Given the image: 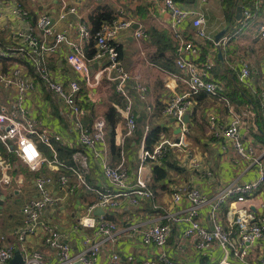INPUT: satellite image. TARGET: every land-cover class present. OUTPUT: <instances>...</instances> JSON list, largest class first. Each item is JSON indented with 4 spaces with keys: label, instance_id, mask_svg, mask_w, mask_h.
Wrapping results in <instances>:
<instances>
[{
    "label": "crops",
    "instance_id": "obj_1",
    "mask_svg": "<svg viewBox=\"0 0 264 264\" xmlns=\"http://www.w3.org/2000/svg\"><path fill=\"white\" fill-rule=\"evenodd\" d=\"M2 1L9 0H0ZM22 1L27 8H33L29 0ZM48 1L52 6L55 28L58 31H66L73 39L77 36L79 19L81 18L92 27L93 16L100 10L107 9L117 18H126L133 22L132 29L121 31L117 35L116 43L120 48L122 63L131 73L127 87L134 98V114L139 130L134 137L126 136L125 119L118 110L120 113L117 112L119 115L116 116L114 127L111 129L108 126L107 128L106 147L110 162L117 165L124 158L130 177L134 179L140 166V151L143 143L145 147L151 149L162 139V136L175 139L180 135L176 133L178 126L174 119L165 117L163 111L170 99L175 94L185 91L187 87L178 76L181 71L176 65H173L175 71L171 72L154 60L155 54H158L165 39H172L173 44L165 49L164 56H173L175 40L171 30L170 15L160 2L149 0ZM240 1L242 7L251 5L256 10L257 16L246 28L240 29L237 33L234 30L233 34L228 32H230V26H234L237 21V8L230 21L227 19L226 7L221 0H209V3L203 6L207 20L211 15L210 11H213L210 7L221 6L220 20L221 18L224 20V25L223 21L208 24L209 33L215 38L223 30L225 31L223 35H232L230 43L214 54L212 75L214 79L222 83V88L217 96L205 91L195 95L196 105L188 113L190 115L187 123L188 137L181 147L169 148L170 153L164 167L161 166V172L154 174V168L149 163L151 174L148 177L150 186L155 192V198L144 201L137 207H134L128 198H124L121 208H98L93 213L95 216L103 215L118 224L115 240L110 239V242H104L106 234L97 228L80 225V219L85 214L86 206L98 199L96 191L79 188L70 194L61 188L58 182L53 181L52 191L57 196L58 202L55 207L45 210L43 218L60 230L73 254L85 251L88 246L84 240L87 236H91L96 241H103L97 264H109L112 250L115 249L124 257L132 255L134 257L132 264H139L149 258L158 259L163 251L175 264H216L224 256V249L219 243L213 244L206 250H199L193 240L182 239L184 225L174 226L164 247L145 245L143 231L154 223L166 221L167 213L184 211L189 206L187 200L178 206L172 204L171 194L174 185H194L213 198L230 185L244 184L259 176V164L249 159L239 158L232 142L223 134L232 116L240 119V131L245 144L253 146L255 151L262 156V166H264V108L261 101V92L264 90V37H261L258 31L261 22L264 21V0ZM71 6L77 8V14H69L65 19H59L58 15L62 9ZM5 14L6 22H9V12L6 11ZM6 22L3 19L0 23V41L3 42L1 45L4 48L14 43L15 32L14 25L10 22V25L6 26ZM136 28H141L146 36L137 38L134 33ZM183 28L184 33L196 39L202 47L203 57H207L213 48L211 42L197 39L194 29L189 24H184ZM35 34L43 40L44 34L41 30L36 28ZM43 41H47V44L53 43V38L49 37ZM89 48L88 44H85L87 54ZM67 53L68 47L61 44L55 51L46 54L47 69L63 82H68L78 76L67 64ZM8 62L11 60L0 56V63L3 64L4 69ZM243 62H249L253 72L247 80L240 81L239 72ZM101 66V63L94 62L90 66L91 74L94 75ZM166 82L171 87H168ZM139 83L145 84L147 88V97L144 101L138 95ZM81 85L79 101L88 110L86 123L89 125L97 117L105 116L111 107L125 106V101L116 92L114 83L105 78L94 86L87 85L85 81H82ZM10 98V94L3 89L0 90V106L5 105ZM27 102L30 114L40 118L50 129L61 133L65 145L73 148L80 147L77 132L69 120L66 106L55 101L51 92L41 82L38 84L37 92L30 94ZM145 126L149 127L150 133L151 129L152 131L156 127L160 129L155 136L157 140L154 143L146 141L143 133ZM113 143L122 148L120 155L112 153ZM0 149L4 150L3 146ZM41 150L45 155L52 157L45 145L41 144ZM6 157L14 162L12 175L13 172H18V174L16 177L13 175L14 179L10 183L0 185V244L13 243L17 247L16 250H20L25 256L28 253L40 251L44 255L43 264H58L56 251L45 244L41 228L34 233H27L23 240L18 237L17 231L25 225L22 207L36 197L37 191L33 172L16 157L12 159V154H7ZM59 159H61L60 156ZM24 168L27 171H24ZM89 180L98 187L109 183L102 174L101 159L95 156L91 157ZM253 196L250 210L257 216L261 204L264 203V187ZM237 206L239 203L231 200L225 202L220 211L223 223L226 228L231 229V235L235 241L239 239L235 222L236 214L233 212ZM98 210L101 212H97ZM199 217L204 225L210 229L213 228L209 204L200 208ZM260 257H264V238L249 247L245 262L236 257L232 259L235 264H247L246 262H253Z\"/></svg>",
    "mask_w": 264,
    "mask_h": 264
},
{
    "label": "built area",
    "instance_id": "obj_2",
    "mask_svg": "<svg viewBox=\"0 0 264 264\" xmlns=\"http://www.w3.org/2000/svg\"><path fill=\"white\" fill-rule=\"evenodd\" d=\"M29 1L34 9L24 6L22 0L0 2V23L3 19L6 22L7 11L10 20L6 22V26L11 22L15 27L14 43L7 48L0 46V56L11 60L6 64L5 69L0 63V90L3 89L11 95L10 100L0 106V142L4 148V150L0 149V185H6L14 179L12 175L14 162L6 157L7 154H12L33 172L37 191L36 197L22 207L25 225L17 231L19 239L23 240L27 233H34L41 228L45 244L56 251L58 264H97L103 241H96L91 236H87L84 242L88 248L73 254L60 230L44 220L45 210L55 207L58 202L57 196L52 191L53 181L58 182L61 188L70 194L79 188L96 191L98 199L86 206L80 225L97 228L106 234L104 242L115 240L118 224L103 215L95 216L93 213L98 208H121L124 198H128L134 207L155 198L148 177L151 174L149 163L152 166L162 165L169 148L182 146L189 134V126L184 121V116L196 105V94L205 91L213 96L218 95L222 83L212 75L214 54L230 43L232 35H223L217 40L209 33L207 16L203 9L209 0H197L192 5H183L178 0H149L160 2L170 15L171 30L175 40V64L181 71L178 76L187 89L175 94L163 111L165 117L174 119L181 129L180 135L175 139L162 136V139L151 149L145 147L143 143L138 173L134 179H131L124 158L119 164L113 165L107 156V119L101 116L94 119L91 125L87 124L88 110L80 103L79 97L82 81L90 86L98 84L102 78L111 81L116 92L125 101V106L116 107L125 119V135L134 137L138 132L134 98L127 87L131 73L123 65L120 48L116 43L117 35L121 31L132 29L133 22L126 18L106 21L93 36L91 26L80 18L77 36L73 39L66 31H58L55 28L52 6L48 0ZM255 11L251 5L243 6L242 17L233 26L235 33L246 28L250 21L255 19L257 16ZM77 12L74 6L64 7L58 18L63 20L69 14H77ZM184 24H189L194 29L197 39L211 42L213 48L207 57H203L202 47L196 39L184 33ZM36 28L43 32V40L52 37L53 43L47 44V41L40 40L35 34ZM258 31L259 35L264 37V21L261 22ZM134 33L137 38L146 36L141 28H136ZM92 38L95 39L96 52L89 57L85 51V44H89ZM61 44L68 47L67 64L78 75L68 82L58 79L46 67V54L55 51ZM94 62H99L102 66L92 75L90 66ZM252 72L250 63L243 62L239 72L240 81L247 80ZM40 82L51 92L55 101L66 106L69 120L77 132L81 148H77L73 153L72 165L68 166L64 160L59 159L56 143L65 144L63 135L47 127L40 118L29 112L27 99L30 94L37 92ZM166 85L171 87L168 82ZM138 95L142 101L146 100L145 84H138ZM261 101L264 108V90L261 92ZM149 130L148 126L143 127L144 137ZM240 130V119L232 116L223 134L232 142L239 158L259 164V176L244 184L230 185L213 198L194 185H174L171 194L172 204L178 206L187 200L189 206L184 211H171L165 216L166 221L148 226L143 231L145 245L164 247L174 226L184 225L182 239L193 240L197 249L206 250L215 243L222 245L224 256L216 264H235L232 257L245 262L249 247L264 238V203L261 204L257 216L250 210L253 195L264 187V166H262V156L253 146L245 144ZM177 137L180 142L176 141ZM41 144L49 149L51 158L42 152ZM92 156L101 159L102 174L109 181L108 184L98 187L89 180ZM231 200L239 203V206L233 209L239 235L237 241L232 237L231 229L225 227L220 214L223 204ZM206 204L211 208L212 229L204 225L199 217L200 208ZM16 248L13 243L0 244V264H8L14 257ZM43 257L40 251L28 253L24 255V264H43ZM133 262L132 255L124 257L117 249L112 250L109 264ZM246 263L264 264V257ZM139 264L175 263L163 251L158 259L149 258Z\"/></svg>",
    "mask_w": 264,
    "mask_h": 264
},
{
    "label": "trees",
    "instance_id": "obj_3",
    "mask_svg": "<svg viewBox=\"0 0 264 264\" xmlns=\"http://www.w3.org/2000/svg\"><path fill=\"white\" fill-rule=\"evenodd\" d=\"M178 1L183 5H192V4L196 3L197 0H178ZM221 1L223 2V4L226 7L225 11H226L227 19L231 21L233 19V16H234V10L237 8V6L242 5V2L240 0H221ZM116 18L117 17L115 15H113V13L111 11H108L107 9L100 10L96 15L93 16V19H92L93 25L91 27V32H92L93 36L97 33V31L100 29L101 25L104 22L112 21ZM2 43L3 42L0 41V46H2L1 45ZM172 44H173L172 39H168V40L165 39V41L163 42V46L160 47V49H159L158 54H155L154 60L158 64H160L162 67H164L166 70L174 72L175 68L173 67V65H176L175 64V48H174V46H173V56L172 57H165L164 56L165 49L172 46ZM94 46H95V39L92 38V40L88 44V48L90 47L89 50L87 51L89 57H92L93 54L96 52V49ZM117 112L118 111L116 108L111 107L107 111V114L105 115V118L107 119L108 126H110L111 129L114 127V123L116 121V116L118 114ZM158 131H160V129L157 127L153 131L151 129V133L149 131V133L146 136V141H148V143L149 142L154 143L157 140V139H155V136L158 133ZM1 146H2V144L0 142V147ZM56 148L58 150V153H59V156L61 157V159H63L68 166L72 165L73 164V153L76 151L77 148H73V147H70L69 145H65V144H61V143H56ZM111 148H112L111 151L113 154L120 155V152L122 149L120 146H117L115 143H113ZM169 153H170V151H168V153L166 154L162 165H154L153 166L154 174H159L161 172V170H160L162 168L161 166L165 165L166 160H167V156H169ZM174 167H176V165H174Z\"/></svg>",
    "mask_w": 264,
    "mask_h": 264
},
{
    "label": "water",
    "instance_id": "obj_4",
    "mask_svg": "<svg viewBox=\"0 0 264 264\" xmlns=\"http://www.w3.org/2000/svg\"><path fill=\"white\" fill-rule=\"evenodd\" d=\"M242 12H243V7L241 5H239L237 7V15H236V19L237 20H240L241 19ZM224 33H225V31L223 30L221 33H219V35H217L216 39L217 40L220 39ZM221 54L222 53H220V55ZM189 117H190V115L188 113L184 116V121L186 123L189 122ZM180 131H181V129L178 128L176 133H180ZM176 141L177 142H180V139L177 138ZM97 212H101V210H98ZM10 264H24V255H22V253L20 252V250H16L15 251L14 257L11 259Z\"/></svg>",
    "mask_w": 264,
    "mask_h": 264
},
{
    "label": "rangeland",
    "instance_id": "obj_5",
    "mask_svg": "<svg viewBox=\"0 0 264 264\" xmlns=\"http://www.w3.org/2000/svg\"><path fill=\"white\" fill-rule=\"evenodd\" d=\"M213 5V4H212ZM213 11H210V16H208V24H213V23H217V22H219V21H223V25H224V20L221 18V20H220V8H221V6H219V5H217V7H215L214 5L212 6V7H210ZM218 10V11H217ZM221 17H222V15H221ZM226 22V21H225ZM254 25V24H253ZM252 25V26H253ZM251 26V27H252ZM231 28H230V32H228V33H230V34H233V31H234V28H233V26L231 25L230 26ZM238 35V34H237ZM235 36V35H234ZM232 40V39H231ZM13 157H15L14 155H12V159H13ZM25 170L24 171H27V169L26 168H24ZM17 174H18V172H13V175L16 177L17 176Z\"/></svg>",
    "mask_w": 264,
    "mask_h": 264
}]
</instances>
